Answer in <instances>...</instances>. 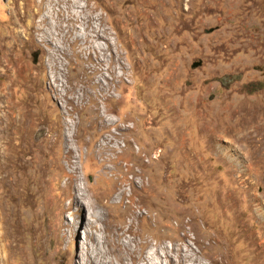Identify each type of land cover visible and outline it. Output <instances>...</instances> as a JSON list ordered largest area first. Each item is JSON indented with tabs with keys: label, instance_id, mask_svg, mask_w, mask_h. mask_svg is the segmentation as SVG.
Instances as JSON below:
<instances>
[{
	"label": "rangeland",
	"instance_id": "374dc122",
	"mask_svg": "<svg viewBox=\"0 0 264 264\" xmlns=\"http://www.w3.org/2000/svg\"><path fill=\"white\" fill-rule=\"evenodd\" d=\"M16 31L0 62V264L76 260L87 213L74 224L56 190L73 166L92 201L105 168L162 187L134 197L141 253L188 242L202 264H264V0H0V46ZM100 141H117L111 162Z\"/></svg>",
	"mask_w": 264,
	"mask_h": 264
},
{
	"label": "bare ground",
	"instance_id": "6f19581e",
	"mask_svg": "<svg viewBox=\"0 0 264 264\" xmlns=\"http://www.w3.org/2000/svg\"><path fill=\"white\" fill-rule=\"evenodd\" d=\"M16 32L12 36L3 35L4 37L1 38L5 42L0 46V50L1 52H3L0 56V62H4L6 65L7 56H9L10 50L16 42L15 40L19 38L18 32ZM134 33L133 36H135ZM177 42L175 41V44ZM56 71L58 72V70ZM58 75L59 76H53V79L51 80L56 85H60H52V87L50 88L51 93L54 95L55 99L61 100L63 104L62 107H64L66 103H69V101L72 100L68 98L67 102L63 101L64 97H66V92L69 90L67 87L68 85L66 86V84H64V82L60 78L67 77L62 73H58ZM81 97L78 98L83 100V98ZM72 142L73 141H63V149L66 150V153H61V157H64L70 164L72 151L70 146ZM116 142L117 141L99 142V156L102 157V164L111 162L109 158H105L104 156L109 152L110 144H114ZM49 164L51 167V159L49 160ZM150 164L151 161L149 160L148 165L145 166V170L149 166H154L156 169L161 168V154L152 162V165ZM51 170H49V172ZM108 172L109 174H107ZM127 173H132V171L128 169ZM108 175L110 176L108 177ZM136 175L143 179L146 176V172L142 170L137 172ZM65 176L68 177V180L61 185L58 183L56 190L58 191V195L63 194L70 199L71 208H73L74 206L76 207V210L74 212V224H76L75 220L81 218L83 219V217H85V211L87 213L86 222H77L78 226L83 227V246L81 251L78 252L76 260H71L70 264H202L197 253L192 248V245L188 242H185L183 245L172 246L171 249L162 246V244H155L153 246L149 243H146L145 246H149L151 252L141 253V251L138 250L142 247L143 244L138 241L137 232L133 231L135 217L133 215L131 207L133 206V202H135L134 197L139 192H143L148 196L154 194L156 198L161 200L164 198V194L161 190L162 187H156V192L153 193L154 187H152L153 184L151 185L150 183V177L147 179V183H145L144 180H140V182L137 183L134 178L128 179L126 177L120 178L119 180L118 178L114 177L115 175L111 168H105L102 172V176L104 178H107L106 180H108V182L106 183L107 185H109V188H106L105 190H103V192L92 194L90 196L94 199L92 201L88 195H85L86 192L82 193V188L77 183L78 176L76 167L73 166L71 172L66 173ZM126 186H128L130 189L128 193L125 189ZM120 207L124 208V213L116 212V210H118ZM137 208L141 209L142 206L139 205L137 206ZM127 216L131 219L126 220ZM124 225L125 229H123ZM123 238H126V240H123ZM172 253H174L176 257H174Z\"/></svg>",
	"mask_w": 264,
	"mask_h": 264
}]
</instances>
